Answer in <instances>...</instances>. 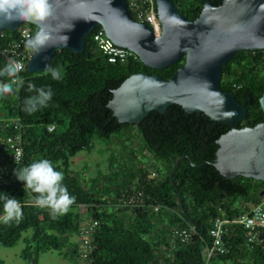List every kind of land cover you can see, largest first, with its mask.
I'll return each instance as SVG.
<instances>
[{
    "label": "trees",
    "instance_id": "1",
    "mask_svg": "<svg viewBox=\"0 0 264 264\" xmlns=\"http://www.w3.org/2000/svg\"><path fill=\"white\" fill-rule=\"evenodd\" d=\"M204 1L173 0L179 12L190 20L199 15ZM210 1L213 5L221 2ZM25 26L31 28L32 34L37 30L31 23H23L22 27ZM98 28L100 26L85 37V48L81 53L67 48L54 52L49 63L63 68L61 80H53L44 72L33 73L25 69L21 73L24 85L19 92L0 97V136L15 133L8 121L19 118L24 153L22 163L10 162L8 171L0 172V196L6 193L15 197L23 210L19 223L14 220L8 224L0 223V246L12 247L22 239L25 246L20 256L33 264H38L39 253L51 249L60 250L65 256L70 254L76 264L77 242L71 237L78 232V223L83 218L79 203H85L88 213L100 220L98 233L93 238V264H204L198 262V250L202 253L210 244L208 229L211 221L217 216L239 217L244 208L235 204L238 198L244 204L260 203L259 193L264 190V182L242 176L228 179L221 175L214 166L216 141L230 128L229 125L211 120L202 112L189 113L180 105L172 104L164 113L149 112L135 125L142 137V148L162 165V177L152 179L145 188L152 200L164 206L159 216L111 207V194L118 192L121 185L116 181L115 172L103 175V184L98 178H92L89 186L84 187L82 179L70 170V158L88 147L95 136L110 140L120 131L129 135L132 126L119 123L112 115L107 106L112 90L132 73L145 71L168 79L182 65L178 61L164 68H152L144 65L137 56L124 62H107L92 39V33ZM19 35V30L0 31V47ZM5 63L0 56V68ZM221 70L222 89L233 92L236 101L247 107L245 118L235 126H254L264 121L259 104L264 91V49L236 51L222 64ZM29 84L50 86L54 92L49 105L31 115L22 110L24 99L32 95L28 92ZM48 125H54L53 130L49 131ZM124 135L117 138L125 141ZM132 150L131 144L130 155ZM3 151L0 145V154ZM185 155L187 157L180 161L171 182L169 173L173 164ZM40 158L52 161L57 170L63 171V183L76 198L70 211L57 219L51 218L48 208L29 203L36 194L14 175L17 167ZM152 166L156 167V163L152 162ZM144 169L139 168L142 175L147 174ZM128 170L131 180L136 172L134 168ZM100 183L102 187H99ZM177 189L189 217L179 207ZM188 224L195 227L196 233L187 242L174 239L172 245L169 227H186ZM228 226L224 234L228 252L214 255L209 264H264V237L246 247V229L240 224Z\"/></svg>",
    "mask_w": 264,
    "mask_h": 264
},
{
    "label": "water",
    "instance_id": "2",
    "mask_svg": "<svg viewBox=\"0 0 264 264\" xmlns=\"http://www.w3.org/2000/svg\"><path fill=\"white\" fill-rule=\"evenodd\" d=\"M156 8L160 35H155L150 25L134 20L125 0H56L55 18L48 24L54 39H58L60 30L69 37L67 45L34 51L27 70L44 72L57 49L81 53L85 37L97 26L114 44L132 51L148 67L160 69L181 61L168 79L145 71L126 77L112 90L107 103L112 115L119 123L138 125L149 112L164 113L172 104L189 113L202 112L230 127L216 141L214 166L220 174L228 179L242 176L264 181V121L235 127L234 123L245 118L247 107L220 85L222 64L236 51L264 49V0H221L218 5L205 0L194 20L182 15L173 0H156ZM23 23L30 22L0 24V31H15ZM259 104L264 113V91ZM232 111L236 113L234 117L230 116ZM185 157L173 164L171 182ZM259 195L262 197L264 190ZM177 200L182 213L189 217L178 189ZM260 237H264V231ZM198 258L201 262L199 250Z\"/></svg>",
    "mask_w": 264,
    "mask_h": 264
},
{
    "label": "built area",
    "instance_id": "3",
    "mask_svg": "<svg viewBox=\"0 0 264 264\" xmlns=\"http://www.w3.org/2000/svg\"><path fill=\"white\" fill-rule=\"evenodd\" d=\"M125 1L133 19L137 22L150 25L155 35H158L161 30V23L157 13L156 0ZM17 30L20 31L19 37L8 40L0 47V56L3 57L6 62L9 59H16L22 62L25 70L34 53V50L25 47V41L32 33L29 26L22 27V24ZM92 39L107 62H124L131 56H136L127 48L119 47L114 44L107 37L102 27L96 29L92 33ZM21 73L22 72H20L19 75L23 78ZM8 124L12 125L15 129V133L3 137L0 136V145L4 149L3 153L0 154V172L8 171V164L10 162L15 164L23 162L24 153L21 142V124L19 118L9 119ZM53 128L54 125H48L47 127L49 131L53 130ZM156 166L157 167H154L151 164L146 165L145 163H141V161L135 162L133 167H130L134 168L136 172V175L133 176L131 180L127 164L118 166L121 179L119 178V180L116 181L121 185L118 192L111 194V198L113 199L112 203H110V205H112L111 207H120L126 209L128 212L140 210L149 215L159 216L164 206L152 200L151 195L145 189L146 185L149 184L152 179L159 180L162 177L161 166ZM140 167L145 168L146 175L141 174L139 170ZM113 172L115 171H112V173ZM29 203L35 205L34 199L29 201ZM243 208L244 211L239 217L229 219L225 216H217L211 221L208 229L211 241L210 244L205 246L201 253V259L204 264H209L210 259L214 255L226 254L228 252V245L224 240V234L229 227L228 225L240 224L246 229V247H250L259 240V234L264 231V195L260 203L254 204L248 202L244 204ZM174 212H176V210ZM0 215H3V211L0 212ZM82 217L83 218L78 223V232L74 234V241L77 242L76 264H93V252L95 247L93 238L98 233L100 220L91 216L88 213V209L86 215ZM169 229L173 242L174 239L180 242H187L191 239L192 235L196 233L195 227L191 224H188L186 227L172 225Z\"/></svg>",
    "mask_w": 264,
    "mask_h": 264
},
{
    "label": "clouds",
    "instance_id": "4",
    "mask_svg": "<svg viewBox=\"0 0 264 264\" xmlns=\"http://www.w3.org/2000/svg\"><path fill=\"white\" fill-rule=\"evenodd\" d=\"M56 0H0V24H8L17 20L30 22L37 25V30L25 41V47L39 53L43 49L55 45H67L69 37L57 33L58 39H54L53 30L48 21L55 18ZM70 28V27H69ZM68 29V28H66ZM24 71L22 62L9 59L0 68V97L15 95L24 85V79L19 75ZM45 75H50L53 80H61L64 70L60 66H45ZM27 96L23 102V111L29 115L49 105L54 92L49 87H37L28 85ZM236 113L230 112L234 117ZM17 180L24 182V187L35 193L34 204L40 208H48L52 219L67 214L75 203L67 186L63 183L64 173L57 170L56 165L44 158L33 160L26 166L14 169ZM3 201V215L0 222L8 224L13 220L19 223L23 218L22 205L15 197H9L6 193L0 196Z\"/></svg>",
    "mask_w": 264,
    "mask_h": 264
},
{
    "label": "rangeland",
    "instance_id": "5",
    "mask_svg": "<svg viewBox=\"0 0 264 264\" xmlns=\"http://www.w3.org/2000/svg\"><path fill=\"white\" fill-rule=\"evenodd\" d=\"M124 133V136H126L124 137L125 141L119 140L117 136L121 137ZM131 144L133 148L132 155L129 153ZM142 147V137L135 125L131 126L129 135H126V132L120 131L110 140L95 136L88 147L81 149L70 158V170L75 172L80 179L84 177L88 179L91 176L92 178H98L99 182L102 183L103 175L106 173L113 174L112 171H115L117 181L119 178L121 179L118 166H124V164H127L129 168L133 167L137 161H141V163H145L146 165H152V162H155L156 165L162 167L160 162ZM101 183L99 187H102L103 183ZM76 197L78 198L79 196L77 195ZM242 203L243 201L240 198L236 199V205L241 207ZM71 240H75L74 235L71 237ZM171 243L174 244L173 239H171ZM24 246L25 244L22 239L18 240L12 247L0 246V264H33L20 256ZM37 262L38 264H75V259L70 254L65 256L60 250L51 249L39 253Z\"/></svg>",
    "mask_w": 264,
    "mask_h": 264
},
{
    "label": "crops",
    "instance_id": "6",
    "mask_svg": "<svg viewBox=\"0 0 264 264\" xmlns=\"http://www.w3.org/2000/svg\"><path fill=\"white\" fill-rule=\"evenodd\" d=\"M132 149H133V148H132ZM106 174H107V173H106ZM104 175H105V174H104ZM91 179H92L91 176L88 177V179H87V177L82 178V182H81L82 185H83L84 187L89 186ZM262 197H263V196H262ZM85 206H87V204H85V203H79V212H80V216H84V215H86L87 207H85ZM242 206H244V203H242ZM32 263H33V262H32Z\"/></svg>",
    "mask_w": 264,
    "mask_h": 264
},
{
    "label": "bare ground",
    "instance_id": "7",
    "mask_svg": "<svg viewBox=\"0 0 264 264\" xmlns=\"http://www.w3.org/2000/svg\"><path fill=\"white\" fill-rule=\"evenodd\" d=\"M160 33H161V30L159 31V34L158 35H160Z\"/></svg>",
    "mask_w": 264,
    "mask_h": 264
},
{
    "label": "flooded vegetation",
    "instance_id": "8",
    "mask_svg": "<svg viewBox=\"0 0 264 264\" xmlns=\"http://www.w3.org/2000/svg\"><path fill=\"white\" fill-rule=\"evenodd\" d=\"M237 123V122H236ZM234 126H235V123H234ZM236 127V126H235Z\"/></svg>",
    "mask_w": 264,
    "mask_h": 264
}]
</instances>
